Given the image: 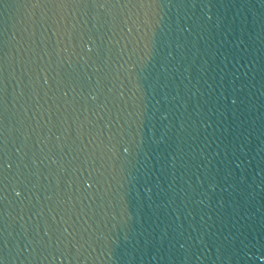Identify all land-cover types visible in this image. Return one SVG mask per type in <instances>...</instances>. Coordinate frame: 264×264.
Masks as SVG:
<instances>
[{
    "label": "water",
    "instance_id": "obj_1",
    "mask_svg": "<svg viewBox=\"0 0 264 264\" xmlns=\"http://www.w3.org/2000/svg\"><path fill=\"white\" fill-rule=\"evenodd\" d=\"M3 264H264V0H0Z\"/></svg>",
    "mask_w": 264,
    "mask_h": 264
},
{
    "label": "snow or ice",
    "instance_id": "obj_2",
    "mask_svg": "<svg viewBox=\"0 0 264 264\" xmlns=\"http://www.w3.org/2000/svg\"><path fill=\"white\" fill-rule=\"evenodd\" d=\"M52 4H64V3H73L80 6H93L98 5L102 2V0H47ZM104 3H124V0H103ZM127 3H137L142 5L151 6L153 4L159 3V0H127ZM0 36H2V26H0ZM3 60V43L0 40V61ZM0 68H2V64H0ZM4 91L3 81L0 79V99H2V94ZM0 120H2V116H0ZM0 264H3V260H0Z\"/></svg>",
    "mask_w": 264,
    "mask_h": 264
}]
</instances>
